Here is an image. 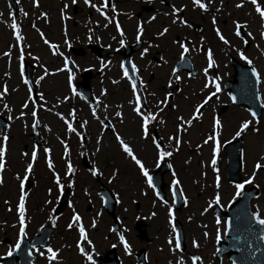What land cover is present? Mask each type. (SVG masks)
Here are the masks:
<instances>
[{
    "label": "rangeland",
    "instance_id": "1",
    "mask_svg": "<svg viewBox=\"0 0 264 264\" xmlns=\"http://www.w3.org/2000/svg\"><path fill=\"white\" fill-rule=\"evenodd\" d=\"M41 1L42 7L51 11L50 16H57L59 6L57 0ZM201 1L206 2L208 0ZM216 1L214 11L217 14V20L221 22L225 19L230 23L228 26L231 27L240 24L252 37L246 56L251 59L260 78V92L264 103V60H262L264 38L258 36L262 28L261 17L250 1L231 0L229 4L225 3L226 0ZM117 2L122 9H128V5L136 6L137 4L132 0H117ZM260 3L264 4V0H257V4ZM172 4L179 7L180 1H173ZM238 4L240 7H237ZM219 6L221 11H217L220 10ZM25 7L30 11H35L30 6V0H26ZM76 9L78 11V8ZM182 9L185 18L188 20L191 19L190 13L194 15L204 14L200 13L199 7L187 8L183 6V2ZM15 18H18L16 21L19 22L20 33L25 38L21 40L25 50L24 59H30L35 63L36 72L32 78L36 90L35 98L30 97V86L21 74L24 59L20 58L11 27L12 23L16 22ZM45 29L47 28L45 27ZM187 29L186 27L185 30ZM47 30L49 36L46 37L50 41L61 39L59 24H56L55 31ZM85 31L82 28L80 33L85 35ZM33 39L35 42H31ZM21 41L19 40V43ZM61 51L62 49H58V52ZM54 58L57 57L51 54L50 48L43 45L37 38V31L26 27L19 17V13L12 11L4 0H0V114L9 118L10 122L9 127L0 136V146L5 148V164L0 169V254L5 253L7 246L3 243V237H9L11 241L17 239L19 213L16 206L19 203L21 191L25 194L24 219L27 223L25 234L28 235L49 219L51 201L59 188L54 179L57 178L59 184L61 181L68 183L64 176V172L67 171H62L61 175H56L55 172L60 168L63 170L62 167H69V165L62 166L65 161L70 163L72 171H74L80 163L79 158H77L81 155L80 151L83 149L82 153H85V147L81 146L86 145L90 148H99L100 154L96 157L99 164L116 166V168L121 169L120 174L115 178L118 179L119 184L114 190L120 199L119 208L131 205L132 223L140 218L146 221V225L150 223V229L148 228L147 231L150 232L152 242L149 243L148 247L152 250L153 257L157 260L162 258V264H177V261H182V264H193V257L200 258L195 264H231L226 258L217 261L215 257L218 243L217 231L219 230V240H223L224 221L226 219L217 215L214 209L225 210L237 199L235 187L237 184L231 183L225 178L226 159L222 147L217 149L216 157L219 155L220 160L219 162L216 161L217 171H213L211 161L215 143L209 139L212 137V133L210 134L213 128L212 119L208 116L205 124H198L195 118L190 116L192 106L186 113L183 109H179V105L172 102L169 111L170 117L162 119L163 127L166 134H174L175 129L181 126L183 133L182 136L171 138L172 143L166 144V150L164 148L163 151H160L157 145L150 144L144 137L141 138L143 129L139 125V119L135 117L130 108H127L128 119L136 122L137 125H132L130 129L129 139H126L129 144L124 143L131 148L145 170L157 165L161 161L159 158L166 157L169 161L171 169L164 175V181L170 187L172 179L175 178L178 181L177 186L185 198L184 206L180 207L178 211H174L169 189L166 191V202L158 199L153 188L148 186L145 176L140 172L135 161L123 152L116 141L112 140L113 146L107 144L106 140L102 144H98V142L92 144L89 141V136H87L85 145L77 142L75 133L68 130V124L73 123L74 118L77 119L76 125H80L82 121V117L79 115L81 101L78 100V96H74L75 93L72 90L75 78L74 76H70L72 79L66 78L65 73L58 70L60 62L53 63ZM91 62L82 61L81 64L82 66H90L92 65ZM92 63L97 65V63ZM98 80L96 81L98 82ZM126 93L130 94L128 90ZM196 100L191 99L190 103L193 104ZM219 102H227L226 96H222ZM232 109L231 114L226 112L222 115L223 120L220 122L222 129H220L218 137L220 142L233 138L236 131L239 130L240 124L245 121L249 122L241 146L242 166L240 172L242 182L240 184H244L245 180L251 178V182L244 184V186L255 185L259 188L257 197L251 200V208L259 214L260 218L264 219V167L255 168L257 163L264 165V110L260 117L254 119L246 109L243 110L240 107ZM34 111L35 116L32 115ZM180 113L185 115L181 118V125L176 120ZM203 116L201 115L200 118ZM36 120L39 121L38 131L42 138L41 145H35L30 135L32 125ZM188 123H191L189 127L186 126ZM202 126L204 129L201 128ZM81 129L79 127V131ZM4 137L7 139L5 140ZM107 137L112 139L113 135L105 136V138ZM177 139H180L178 145ZM206 140L207 143H205ZM67 141L69 144H66ZM45 149L48 151L45 152ZM106 151L109 152V155H103ZM33 152H35L34 159ZM158 152H168L170 155L160 157ZM114 157L119 158L120 165L117 164ZM29 163L32 164L31 172L35 174L33 175L34 181L30 187L26 186L21 189L19 183ZM54 166H57L58 169L56 170ZM82 176L83 174H78L77 177L74 175L71 180L80 185L79 179ZM217 177H219V186H217ZM31 179L32 176L30 175L28 180ZM89 183L85 176L83 186L85 191L76 190L74 194L78 202L86 203L88 198H92L93 194L89 189L91 188L88 186ZM217 195H219V203L215 201ZM169 208L172 209V216H175V219L181 223L185 232L183 250L175 247V235L172 231L174 226L172 223L169 224ZM217 220L220 221L219 224L216 223ZM132 240L134 241V235H132ZM193 241H196L197 246H193ZM160 246L163 247V251L159 250ZM59 264L79 263L76 259L72 261L67 256L65 261Z\"/></svg>",
    "mask_w": 264,
    "mask_h": 264
},
{
    "label": "flooded vegetation",
    "instance_id": "2",
    "mask_svg": "<svg viewBox=\"0 0 264 264\" xmlns=\"http://www.w3.org/2000/svg\"><path fill=\"white\" fill-rule=\"evenodd\" d=\"M134 3H137L136 6L132 5V29H125L124 33H126L129 37L128 43H135L138 39V32H139V39H141V44L139 49L142 47L145 51L143 55H136L132 54L131 60L132 65L135 67L136 72L135 75L132 76V86L133 83L135 84L136 90L139 93L140 101L139 105L143 107L144 111L147 112L149 109H162L163 106L169 100H173L175 98L174 94L168 92V81H167V66L164 60H167L169 56L166 54L168 53V47L173 46L177 47L180 42H184L183 28L179 26V24H175V28H168V24L171 21H167L163 18V16L159 15L155 11V7L151 4H147L146 2H139L137 0H132ZM169 3L165 0L162 1V7L167 8ZM211 7L210 3L205 4V8ZM207 16L204 14H200L197 17V21H191V26L193 29L196 28L197 24L203 26L202 32L198 33L195 32L200 38L198 37L195 41V48L198 52L196 58L199 59L200 64L204 62V56L202 55V50L206 49L207 52L211 53V59L213 62L212 67H209V71L212 70L213 73L216 71L215 61H217L220 66H224L225 63H229L232 57V46L231 44L225 43L224 45H219L216 40V21L214 19V13H206ZM166 16H168L166 14ZM182 20L184 21V14L183 11L180 13ZM123 20H127L125 17ZM128 21V20H127ZM130 21V22H131ZM98 28V26H96ZM223 33L225 37L231 36V33H228L223 26ZM164 29H167L164 32ZM209 32L208 38H206L203 34ZM163 32V35L160 33ZM174 33V34H173ZM100 41L103 43H109L111 45H115V40L105 39V35H99ZM72 43L76 46L75 49L69 48V52H77V48L81 47L84 51V55H92V53L87 49L89 44H96L97 40L86 38L82 33L76 32L74 34L73 39L71 40ZM190 42V41H189ZM138 49V51H139ZM118 60H121L123 56L121 55L122 50H118ZM137 54V53H136ZM82 56V57H83ZM94 58L96 56L92 55ZM183 75H187L183 73ZM188 76V75H187ZM196 76V74H195ZM191 77V76H188ZM106 85L113 91H121L122 84L117 81L115 76L109 75L106 77ZM176 89H179V85L176 86ZM114 94V93H113ZM177 97V96H176ZM181 99L183 110L188 111L190 106V100L195 97V99H200L202 95H198L193 90L188 92H182L181 96H178ZM108 101L106 105H102V108L97 105V103L91 102L88 105V109H92L95 107L102 115L101 121L95 120L100 125H98L97 130H103V137L109 136L114 134V139L116 136L128 138L131 131L129 129V124H132V120H120V108L117 105L116 99L109 97L105 98ZM208 103V102H207ZM132 105H136L135 96L132 93ZM134 106H132L133 109ZM119 112L120 115L117 116L116 113ZM107 116V118L105 117ZM158 126L157 124L155 127ZM155 133H153V136ZM148 137V136H147ZM146 137V138H147ZM109 139V138H105ZM91 167L84 169L87 174H89ZM111 185H114V181L111 180ZM87 212L91 211V207L86 208ZM115 218L117 219L118 228L113 229L114 219L111 217L109 218L104 213H100V216L95 217L96 223L94 221L85 220L83 228L85 231V239H81L78 243L84 249V252L87 255H91L95 259V264H99L100 260L108 261H115L118 260L121 264H140L142 263L136 253L135 250L132 249L133 241H132V221L124 216L119 215V212L116 211ZM101 222V224L97 227V224ZM109 222V224L107 223ZM66 223L63 224L62 227H55L52 235L54 240H57L60 243L62 248L66 249V243L68 241H72L75 246V236L70 233V228L65 227ZM93 230V233L90 234V231ZM135 236V246L138 250L141 247V241ZM124 237L125 243L128 245V250L126 251L124 245L120 242V237ZM91 241V245L93 248L88 247V241ZM151 242V241H150ZM70 245V243H67ZM124 248V250L122 249ZM110 248L114 249V253L106 256V253ZM145 248V247H144ZM67 252H69L67 250ZM72 259V257H71ZM148 263V253L145 249L144 254V262L143 264ZM106 264V263H104Z\"/></svg>",
    "mask_w": 264,
    "mask_h": 264
},
{
    "label": "snow or ice",
    "instance_id": "3",
    "mask_svg": "<svg viewBox=\"0 0 264 264\" xmlns=\"http://www.w3.org/2000/svg\"><path fill=\"white\" fill-rule=\"evenodd\" d=\"M34 2H35V0H34ZM85 3L88 4V3H89V0H85ZM251 3L255 6V10L259 13V15H260V17H261V21H262V27H264V10H261L260 5L257 4V0H251ZM192 4H193L194 6H198V7H199L200 9H202V10H205V4H204V3H201L200 0H192ZM92 6H93V7H96V5H92ZM102 7H103V5H101V8H102ZM237 7H240V5L238 4ZM97 11H100V8H97ZM173 11L176 12V11H179V9H174ZM10 15H11V14H10ZM41 15H44V14L42 13ZM101 15H103V12H102V11H101ZM181 23H184V21H181ZM11 27H12V29H13V33L16 35V39H17V41H19V40L21 39V36L18 34V31H19V30H18L17 24H16L15 22H13L12 25H11ZM117 31H120L118 25H117ZM166 31H167V29H164V32H166ZM163 34H164L163 32L160 33V35H163ZM236 34H237V35H240L239 32H237ZM261 35L264 36V32H262ZM217 36H219L221 40H223L225 43H227V40L224 39V37L220 34L219 31H217ZM138 38H139V32H138ZM45 43H47V41H45ZM121 44H123V41H121ZM181 48H182L185 52L187 51V49L184 48V45H183V44H181ZM145 51H147V49H145ZM142 54H143V53H142ZM5 55H7V53H5ZM241 58L244 59L243 56H241ZM212 65H213V62H212V59H211V53L209 52V53H208V66H209V67H212ZM122 67H123V65H122ZM131 71H132V74L135 75V72H136L135 67H133ZM205 71H206V70H205ZM124 74H125V76H127V75H128V72H125ZM252 75H253V76H257L256 69H254V68L252 69ZM69 79H71V77H69ZM204 87H205V88H208L209 85L206 83V84L204 85ZM219 90H220V89H219V86H217L216 91H219ZM135 93H136V87H135V84L133 83V95H134V96H135ZM210 95H214V93H212V94H210ZM208 98H209V97H206V98H205L204 103H207ZM257 98H258V97H257ZM202 106H203L202 104H201V105H197L196 111L199 112V110H200V108H201ZM134 110L137 111V114H138V115H140V112H139V98H137V107H136V109H134ZM32 115H33V116L36 115L35 111L32 113ZM116 115L119 116L120 113L117 112ZM149 118H150L149 116H144V117H142V120H143L142 128L145 129V132H146V126H147V124H148V120H149ZM152 118H154V117H152ZM253 118H255L254 115H253ZM34 123H35V121H34ZM82 126H83V125H82ZM248 126H249V124H248L247 121L241 123L240 126H239V130L236 131V133H235V136L239 137V136L241 135V133H242L245 129L248 128ZM219 127H220V122H219V120H215L214 123H213L214 133H213V136L210 137L209 139H211V140H215V136H216L215 129H217V128H219ZM68 130H69V131H72V130H73L71 124L68 125ZM4 139L6 140L7 137H4ZM116 139H117L118 141H120V147L123 149V152L126 153V154H127V155H128L133 161H135L136 165H137V166L139 167V169H140V172L145 176L146 181H147V183H148V186H149V187H152V186H153V180H152V177H150V176L148 175V172L145 170V168H144L143 164L141 163V161L135 157V155L133 154V151L131 150V148H130L127 144H125V143L121 140V138H120L119 136H117ZM169 139H171V137H169ZM153 142L155 143V140H154ZM176 142H177V145H178V144H179V140L177 139ZM207 142H208V141L206 140L205 143H207ZM157 147H159V145H157ZM47 151H48V149H45V152H47ZM216 153H217V147L214 146L213 149H212V161H211V162H212V165H213V171H217V169H216V167H215V165H216ZM159 155H160V157H164V156L170 155V153H168V152H160ZM4 156H5V148H4L3 146H0V169H2V168L4 167V164H5ZM34 158H35V152H33V159H34ZM261 167H264V165H262V164H260V163H257V164L255 165V168H257V169H259V168H261ZM31 168H32V164L29 163V164L27 165V168L25 169V176H26V177H27V175H28V172L31 170ZM71 171H72V168H71V166L69 165V167H68V172H71ZM96 174H97V173H96V170H95V169H92V175H96ZM218 180H219V177H217V186H219V185H218ZM250 182H251V178H249V180H245V181H244V184H248V183H250ZM23 184H24V181L21 180V189H23ZM57 184L59 185V181H58V180H57ZM172 184H173V185H178V181H177L175 178H173V179H172ZM244 184H237V185L235 186V187H236V195H237V196L241 195V189H243ZM180 195L183 196V193L181 192ZM215 201H216V203H219V195H217V196L215 197ZM209 207H211V205H209ZM17 211H18V213H19V236L23 237V236L25 235V219H24V212H25V194H24L23 191H21V194H20V197H19V203H18V205H17ZM172 214H173V213H172V209L169 208V210H168L169 224L172 223V219H171ZM73 220H74V221H79V220H80V217L77 216V215H74V216H73ZM252 220H254L255 223H256L257 225L262 226V228H261V232H262V234L260 235L259 238H260V240H264V219L260 218V216H259L258 213H253V215H252ZM216 223L219 224L220 221L217 220ZM68 227H69V228H72L73 225H72L71 223H69ZM172 231L175 232L176 229L173 228ZM224 232H225V233L228 232V221H224ZM79 234H80L81 239H85V230H84L83 227H80V228H79ZM205 235H206V233H205ZM216 238H217V240H219V238H220V236H219V230L217 231V237H216ZM120 242H121V244L124 245V248H125V250L127 251V250H128V245H127V243H125V241H124V237H123V236L120 237ZM20 243H21V242H20V239H17V241H16V246H15L12 250H10V251L7 253V255H11L12 252L15 251L16 248H18V247L20 246ZM193 246H194V247L197 246L196 241H193ZM77 247L80 249L81 254H84V249L80 246V244H77ZM175 247H176V249H179V248H180V242H179V239H178V238H177V240H176ZM47 252L49 253V255H48V257H47L49 260H52V259H54V258L56 257V252H54L51 248L47 249ZM87 259H88L89 261H91V264H94V261L91 260V255H90V254L87 256ZM199 259H200L199 257H193V258H192V260H193V264H195V262L198 261ZM177 264H182V261H177Z\"/></svg>",
    "mask_w": 264,
    "mask_h": 264
},
{
    "label": "water",
    "instance_id": "4",
    "mask_svg": "<svg viewBox=\"0 0 264 264\" xmlns=\"http://www.w3.org/2000/svg\"><path fill=\"white\" fill-rule=\"evenodd\" d=\"M86 78H85V85L86 84ZM247 80H249V77L247 78ZM0 130L1 128L6 124V122L4 121V119H0ZM239 142L240 140H238L235 144H233L232 146H230V148H232V157L234 158L233 160L230 158V156L228 157V164H229V168L230 167H234L235 170L237 171L239 168ZM229 148H227V152ZM167 170V166L166 164H164L156 173H154L153 176V180H154V184L156 185V187L159 189V191L162 193V180H161V176L162 173ZM232 180H237L235 177H231ZM253 193L250 194H245L243 195L240 200L232 207V209L241 204V208H242V212L241 215L243 216V219L248 223L249 225V229L244 232V233H240L237 234L234 230V224H235V218L233 215V210L230 209L227 212V215L229 216V229L227 232V239H226V243H222L220 245V251H219V255L224 252V251H228L231 250L232 253L231 255L233 256L234 260H238L237 254L238 251L240 250V248L245 245L248 241V249L251 250L253 249L254 245H257L258 247V252H257V256H264V242L263 240H260V235L262 234L261 232V228L262 226L257 225L255 223L254 220H252V214L249 212L248 209V200L249 197L252 196L255 191H252ZM27 250V246H24L22 251L18 254V256L20 258H23V262L22 264H30V259H27L25 257V251ZM2 264H11L9 261L6 262H2ZM240 264H255V263H240Z\"/></svg>",
    "mask_w": 264,
    "mask_h": 264
}]
</instances>
